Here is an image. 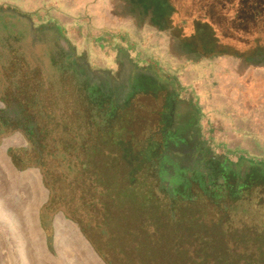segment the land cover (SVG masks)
Masks as SVG:
<instances>
[{"label": "rangeland", "instance_id": "374dc122", "mask_svg": "<svg viewBox=\"0 0 264 264\" xmlns=\"http://www.w3.org/2000/svg\"><path fill=\"white\" fill-rule=\"evenodd\" d=\"M18 2L0 0L3 26L29 30L43 52L61 49L78 77L61 73L44 82L18 50L10 54L15 71L0 74V154L8 146L15 173L37 174L47 191L41 197L34 180L20 178L0 193V264H99L81 247L56 251L59 216L103 264H264V154L254 153L264 144H251L249 155L238 132L246 104L250 127L264 131V47L230 55L209 28L179 31L181 0ZM169 2L173 25L163 17ZM141 76L170 93L174 116L149 154L147 127L158 121L149 114L165 94L131 99ZM182 124L191 155L164 145ZM225 126L237 128L238 138L230 141ZM210 161L236 171L240 199L214 197L208 184L187 185V174H204ZM251 169L262 174L243 190Z\"/></svg>", "mask_w": 264, "mask_h": 264}, {"label": "flooded vegetation", "instance_id": "af4514ba", "mask_svg": "<svg viewBox=\"0 0 264 264\" xmlns=\"http://www.w3.org/2000/svg\"><path fill=\"white\" fill-rule=\"evenodd\" d=\"M10 25L11 26H7L5 28L0 22V56L2 57V62H0V74H6L10 71H15L16 65L10 54L14 50H18L19 52L24 53L26 59H28V63L30 64V71L39 72L44 82H46L47 80L53 82L58 80L61 73H65L70 78L77 79L78 70L75 65H73V60L71 57L69 58L67 54L65 55L61 49H54V51L52 52H43V47L39 46L40 44L36 43L35 39L32 36L29 37V30L18 31V29L14 27V24ZM8 30H10V32H8ZM57 61H61L63 66L60 62ZM64 61L66 62L64 63ZM144 82L146 85H144ZM134 83L135 92L132 94L131 99L137 97L138 95L152 96L156 99L157 97L163 96L165 94L163 103L159 106V108H157L155 113H153L152 115L151 113L149 114L150 121L151 117L153 116L158 118L157 125L155 127H153L152 125H150L149 128L147 127V130L149 129L150 134L148 135V139L145 141V147H147V150L144 149V153L147 152L149 154L151 152L157 151L159 147L157 141L160 138L163 139L166 129H169V119H171L173 122L174 116L172 113H170V107L172 104L169 105L170 93L167 92L165 87H153L152 80L147 77H137V80ZM132 111L133 113L136 112L135 107L132 108ZM131 117L132 119L130 120V126L132 131L136 132V121L138 116L133 114V116ZM183 126L184 124L179 125L176 134H174V136H172L173 138L170 139V143L164 145L172 152H181L180 154L187 153L191 155L190 150H187L183 153V143L185 141H191L188 138V132H184ZM204 169L205 173L201 175L196 174L195 172L187 174V185H189L190 183L197 184L202 179L206 182V184L210 185L209 188L214 197L223 195L225 185L228 187H226L229 191L228 193L234 195V190L238 186L236 182V171H233L231 169L227 170L226 168L222 167L221 164L215 163L213 161H210L207 165H205ZM261 174L262 172L260 169H251L250 172H246V174L242 177L243 181H245L242 184L243 190L244 188L248 189L249 185L253 183V181L260 178ZM220 180H224V183L221 184ZM219 186L222 187V193H220L219 191ZM213 201L214 200H212V202Z\"/></svg>", "mask_w": 264, "mask_h": 264}, {"label": "trees", "instance_id": "16d2710c", "mask_svg": "<svg viewBox=\"0 0 264 264\" xmlns=\"http://www.w3.org/2000/svg\"><path fill=\"white\" fill-rule=\"evenodd\" d=\"M181 2L185 16L177 18L178 21L174 25L179 31L188 29L190 25L194 29L196 25L209 28L214 36L223 42L230 55H238L240 51L258 46L264 47V0H181ZM172 7L169 2L163 16L167 25H173L170 19L175 8ZM191 34H184L182 39L191 41ZM187 45L191 46L192 51L197 50L193 43L189 42ZM185 151L186 149H183V153ZM197 184L206 187V182L202 179ZM235 189H238L236 190L238 195L240 186ZM219 191L222 193L221 186ZM220 199H224V193ZM234 199L240 198L237 196Z\"/></svg>", "mask_w": 264, "mask_h": 264}, {"label": "bare ground", "instance_id": "6f19581e", "mask_svg": "<svg viewBox=\"0 0 264 264\" xmlns=\"http://www.w3.org/2000/svg\"><path fill=\"white\" fill-rule=\"evenodd\" d=\"M8 146H3V153L0 154V166L2 170L0 174L6 181H0V193L7 192L6 184L8 183L11 187H15L16 183L19 181L20 178L34 180L36 185L38 186L40 191L39 195L43 197V195L47 192L40 186V177L33 172H28L22 174L19 177L15 170L11 167L8 158L6 157V151ZM2 180V179H1ZM6 182V183H5ZM9 188V187H8ZM11 190V189H10ZM3 193V194H4ZM2 194V196H3ZM40 197V198H41ZM7 198V197H6ZM4 200V199H3ZM4 202V201H3ZM54 247L56 251H59L66 254V249H69L70 252H76V250L80 247L83 248V252H85L86 260L88 261L90 258L96 260L99 264L101 261H98L96 254L94 253L93 249L91 248L90 244L81 236V232L69 221H66L62 216H59L54 221ZM63 249V250H62ZM83 255V254H82ZM78 260V259H77Z\"/></svg>", "mask_w": 264, "mask_h": 264}, {"label": "crops", "instance_id": "0c3cea01", "mask_svg": "<svg viewBox=\"0 0 264 264\" xmlns=\"http://www.w3.org/2000/svg\"><path fill=\"white\" fill-rule=\"evenodd\" d=\"M14 1H16V0H13V3H14ZM17 1H19L17 5H21L22 6L24 4H26V5L27 4L28 5L29 4L39 5V3H40L41 0L40 1L39 0H17ZM72 21H73V18H69V22L72 23ZM32 26L35 27V24L32 23ZM45 30H47V28H45ZM114 37L116 38L118 36L111 35L108 38H114ZM38 41H40V39H38ZM38 41H36V42L38 43ZM60 46H62V45H60ZM248 105L249 104H246L245 110L244 111H241V116H240L241 119L242 120L243 119H246V120H245V123L241 121V125L242 126H241V129L238 132L240 133L239 141H240L241 151H243V152H245V153H247V154L250 155L251 153H253V151L250 149L251 148L250 147L251 144H253V143H260L261 146H262V144H264V131L262 130V127L263 126H257V128H255V129H253V128L250 127L249 124H250L251 121H248V120L250 118V115H251L252 110H251V108H249ZM208 111H209V109H206V108L205 109L198 108V110H197V112L199 114H201V115H203L204 113H207ZM217 119H219V118H217ZM211 129H209L210 130V133H211V131L213 133V132H216V130L218 128H215L214 127V129H212V130ZM224 131H225V135L228 136V138H229L230 141L233 138H236V139L238 138L237 128H235L234 126L233 127L232 126H230V127L227 126V128L225 126ZM209 136H210V134H209ZM259 149H261V150L254 151L255 156H259L258 154H264V148H263V146H262V148L259 147ZM248 152H250V153H248ZM239 186L240 185H238V188H239ZM226 187L227 186L225 185V188L223 190L224 191V199L226 198V194L229 192L228 189H227L228 187L227 188ZM236 190H238V189H235L234 190V195L233 196H235V195L237 196ZM239 192H240V190H239Z\"/></svg>", "mask_w": 264, "mask_h": 264}, {"label": "water", "instance_id": "95a60500", "mask_svg": "<svg viewBox=\"0 0 264 264\" xmlns=\"http://www.w3.org/2000/svg\"><path fill=\"white\" fill-rule=\"evenodd\" d=\"M49 242H50L49 244H51V239H49ZM101 264H103V263H101Z\"/></svg>", "mask_w": 264, "mask_h": 264}]
</instances>
